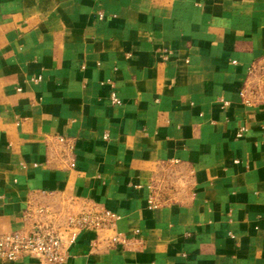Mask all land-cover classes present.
<instances>
[{"label":"crops","instance_id":"0c3cea01","mask_svg":"<svg viewBox=\"0 0 264 264\" xmlns=\"http://www.w3.org/2000/svg\"><path fill=\"white\" fill-rule=\"evenodd\" d=\"M96 209L64 264H264V0H0V235Z\"/></svg>","mask_w":264,"mask_h":264},{"label":"built area","instance_id":"2783aa9c","mask_svg":"<svg viewBox=\"0 0 264 264\" xmlns=\"http://www.w3.org/2000/svg\"><path fill=\"white\" fill-rule=\"evenodd\" d=\"M242 95L240 92L241 97ZM219 101L223 107L228 104L221 98ZM110 102L112 105L119 104L114 93L110 94ZM245 131V128H240L236 137H241ZM103 139H107V134H104ZM68 149L72 151L73 146ZM70 166L73 168L74 164ZM115 221L113 213L96 209L71 216L59 228L36 224L29 232L0 235V261L15 262L22 258H32L39 264H64L68 259V249L74 244L78 234L109 228Z\"/></svg>","mask_w":264,"mask_h":264}]
</instances>
